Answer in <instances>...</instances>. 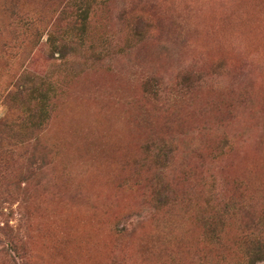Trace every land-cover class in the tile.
<instances>
[{"label":"rangeland","instance_id":"obj_1","mask_svg":"<svg viewBox=\"0 0 264 264\" xmlns=\"http://www.w3.org/2000/svg\"><path fill=\"white\" fill-rule=\"evenodd\" d=\"M69 1L0 0V123L49 95L0 147V264H240L264 238V0H94L53 53Z\"/></svg>","mask_w":264,"mask_h":264},{"label":"trees","instance_id":"obj_2","mask_svg":"<svg viewBox=\"0 0 264 264\" xmlns=\"http://www.w3.org/2000/svg\"><path fill=\"white\" fill-rule=\"evenodd\" d=\"M74 1L73 4H70ZM94 0H70L64 9L60 12L56 24L47 33L48 47L53 53H62L68 47H71L75 41L81 40V33L84 31L90 14V5ZM25 19V20H24ZM24 21V27L31 29L35 26V19H22ZM66 29L64 34L59 35V30ZM59 31V32H58ZM58 32V33H57ZM37 93L38 98L36 104L38 108L35 112L27 110L26 115L22 119L11 118L3 120L0 123V147L3 148V144H8L7 147L16 146L20 139H17L22 135V127L31 124L35 129H41L47 119V108L44 104H48L49 95L42 90L31 91ZM162 89L160 82L152 78L147 82L146 93L153 98H159ZM9 96V95H8ZM42 104V106H40ZM16 134L15 137H12ZM6 137H4V136ZM16 142V143H15ZM7 150V149H6ZM0 235L7 239L11 244L14 251L18 250L16 242L12 240V227L9 224H3L0 227ZM248 246L243 251V261L240 264H258L264 260V238H254L252 242H247ZM17 246V247H16Z\"/></svg>","mask_w":264,"mask_h":264}]
</instances>
